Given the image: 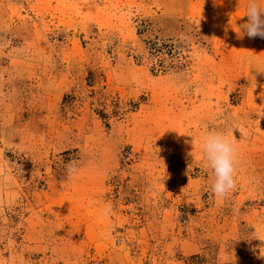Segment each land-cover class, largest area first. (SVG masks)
Returning <instances> with one entry per match:
<instances>
[{
  "label": "rangeland",
  "instance_id": "374dc122",
  "mask_svg": "<svg viewBox=\"0 0 264 264\" xmlns=\"http://www.w3.org/2000/svg\"><path fill=\"white\" fill-rule=\"evenodd\" d=\"M247 3L0 0V264H264V39L238 38ZM208 130L239 150L224 199Z\"/></svg>",
  "mask_w": 264,
  "mask_h": 264
},
{
  "label": "clouds",
  "instance_id": "9594fccd",
  "mask_svg": "<svg viewBox=\"0 0 264 264\" xmlns=\"http://www.w3.org/2000/svg\"><path fill=\"white\" fill-rule=\"evenodd\" d=\"M245 17L246 22L237 26L239 39L259 37L264 39V6L258 0H248ZM202 163L210 170L209 187L216 198H226L236 188L239 150L234 135L224 131L208 130L199 139ZM161 151V149H157ZM157 151V152H158ZM72 169L70 168V173ZM111 214L106 206L101 211L103 218ZM101 238H109V230L101 232Z\"/></svg>",
  "mask_w": 264,
  "mask_h": 264
}]
</instances>
